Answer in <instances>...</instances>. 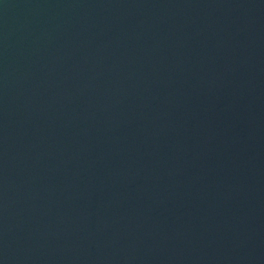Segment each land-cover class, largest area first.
<instances>
[{"label": "water", "instance_id": "1", "mask_svg": "<svg viewBox=\"0 0 264 264\" xmlns=\"http://www.w3.org/2000/svg\"><path fill=\"white\" fill-rule=\"evenodd\" d=\"M0 264H264V0H0Z\"/></svg>", "mask_w": 264, "mask_h": 264}]
</instances>
